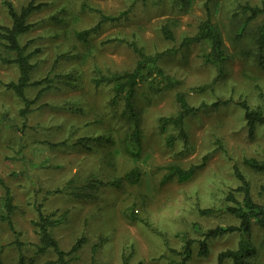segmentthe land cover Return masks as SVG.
<instances>
[{
	"label": "rangeland",
	"instance_id": "obj_1",
	"mask_svg": "<svg viewBox=\"0 0 264 264\" xmlns=\"http://www.w3.org/2000/svg\"><path fill=\"white\" fill-rule=\"evenodd\" d=\"M10 1L20 8L29 0ZM36 2L45 5L29 17L34 25L21 37V43L32 39L29 49H38L31 59V81L46 76L53 81L25 120L18 113L21 101L0 84V178L12 195L11 218L18 238L27 244L18 249L14 233L0 221V264H17L19 253L25 264L55 259L51 252L35 253L37 236L31 221L37 218L39 207L44 214H66L65 221L52 228L62 249L69 250L76 239L85 237L69 264H122L123 256L128 264H181V255L171 250L181 252L186 238L195 242L185 264H216L218 253L236 247L239 235L209 240L206 256L197 254L196 240L207 229L237 224L225 211L227 193L239 184L234 165L249 181L254 199L263 201L259 190L264 187V171L250 169L243 160L264 157V129L258 126L250 137L242 111L234 104L207 109L186 118L188 148L183 150L176 130L167 127L162 131L158 119L176 114L177 92H183L191 105L229 96L243 98L251 106L263 104L264 67L258 64L256 41L264 15L244 25L239 6L261 5L264 0H213L211 19L220 31L225 58L219 63L206 62L203 54L209 51V43L202 41L160 59L159 65L177 85L164 88L166 80L153 73L135 87L134 105L142 129L138 159L123 149L124 145L137 148L124 140L130 123L122 114L123 100L113 103L111 85L94 83L95 70L109 74L134 67V52L125 42L113 39L135 41L148 54L176 48L205 18L204 0ZM91 7L110 15L127 13L118 21L102 24L85 41L79 40L76 32L92 27L99 19ZM0 24H10L2 6ZM164 25L173 32L175 42L163 37ZM0 51L8 55L1 46ZM17 76L15 65L0 62L1 82ZM201 86L203 90L198 89ZM39 88L29 87L25 95L32 99ZM98 136L109 137L111 143L92 140L71 145L77 139ZM61 140L69 146L49 148L45 143ZM203 156L204 165L189 180L159 184L162 167H186L199 163ZM135 166L143 174L138 183H123L120 188L107 184ZM92 180L100 183L83 188ZM73 187L82 195L71 193ZM235 196L241 200L239 193ZM3 200L0 185V213L4 212ZM204 208L213 209V213L201 215L198 211ZM131 212L139 220L132 221ZM248 239L256 247L250 263L264 264L263 232L252 225Z\"/></svg>",
	"mask_w": 264,
	"mask_h": 264
},
{
	"label": "trees",
	"instance_id": "obj_2",
	"mask_svg": "<svg viewBox=\"0 0 264 264\" xmlns=\"http://www.w3.org/2000/svg\"><path fill=\"white\" fill-rule=\"evenodd\" d=\"M213 0H204L205 18L201 20L197 26L194 34L184 36L178 46L171 47L159 52L148 54L144 52L143 48L138 46L135 41H125L122 39H113L120 42H125L136 55L137 59L132 69L111 72L109 74H103L100 70H95V76L93 81L96 85L101 83L110 84L113 92L112 102L116 103L119 99L123 100V117L130 123V132L124 140H128L130 144H135L137 148L132 150L124 145L123 149L125 153L134 159H138L140 149L142 146V129L140 125V115L134 105V90L141 80L147 79L151 74L159 75L161 79L166 80L164 88H171L177 85L176 80H172L170 76L165 74L162 67L159 65V61L164 56L175 53L185 47L197 44L202 41L209 43V51L203 54L206 62L219 63L225 56V49L223 47V41L218 27L212 22L210 3ZM45 3L36 2V0H29L25 5L20 8H16L10 0H0V6H2L10 19L9 25L0 24V46L6 51L5 55L0 51V62L3 64H12L17 67L18 76L15 80L9 82H1L6 89L11 90L14 95L21 101L22 106L19 109V116L26 119V116L32 112L33 104L40 98L42 93L51 88L52 79L48 76L31 81L30 75L34 69V64L31 59L38 52L37 48L29 49L34 40H28L24 44L21 43V37L27 33L32 27L33 23L29 22V17L36 11H39ZM93 12L98 14V21L90 28L76 32V37L79 40L85 41L89 35L95 34L100 29L101 25L106 22H114L124 16L127 11H122L118 15H110L103 13L98 8H89ZM240 12L245 16L244 25L250 24L255 19L264 15V3L261 5H251L244 3L239 6ZM161 32L163 37L169 42H175L173 32L167 25L162 26ZM258 37L256 44L259 46L258 64L260 67H264V22L260 25L258 30ZM110 40V41H113ZM40 86L34 98L30 99L25 95L26 90L29 87ZM158 89H160L158 87ZM203 90L204 87L198 88ZM175 101L178 106L176 114L172 116H160L158 119L159 127L164 131L167 127H172L177 132V138L182 141L183 150L188 148V135L185 130V120L189 116L197 115L199 112L207 109H217L230 104L236 105L243 114L247 131L250 137L255 133L258 126H262L264 129V102L262 105L251 106L245 99L238 98L233 100L231 96L228 98H216L211 102L201 101L197 105H191L187 101L183 92H177L175 94ZM23 123V128L25 127ZM101 141L110 142L109 137L98 136L96 138H82L77 139L72 146L79 145L82 141ZM173 137L167 140V145H171ZM49 148H62L68 147L69 144L66 140L56 142H45ZM125 144L124 142H122ZM206 160V156H203L199 163H192L186 167H182L179 164H168L162 169V174L159 184L164 185L170 181L184 182L189 180L195 172L201 168ZM243 163L250 169L263 172L264 171V157L261 160L255 158H245ZM233 173L239 184L236 188L229 191L226 195V201L228 205L225 207V211L234 216L237 219V224L227 226H216L214 228L207 229L201 233V237L196 240L198 244L197 254L199 256H206L209 252L208 242L211 239L222 237L227 234H238L239 239L236 247L228 248L218 253L216 264H222L224 260H229L231 264H251L249 259L256 255V247L250 242L248 236L251 232L252 225H256L258 229L263 232L264 238V199L262 202H257L251 192V186L246 176L240 171L237 165L233 166ZM141 168L135 166L123 175L115 177L108 181L107 184L115 188H120L123 183L136 184L142 178ZM99 181L92 180L85 187H91ZM0 185L4 189V212L0 213V221L6 222L9 229L14 233L15 239L13 243L18 249H21L23 245H27L21 242L18 238L19 232L14 228V224L11 215L14 211V205L12 195L9 187L4 184L0 178ZM77 187H73L71 193L81 196L82 193L76 192ZM63 189H56L55 192H62ZM235 192L241 195V200H238L235 196ZM259 195L264 198V187L259 190ZM201 215H209L213 213V209L204 208L198 211ZM65 213L57 215L56 212L51 214H44L40 207L38 208V215L35 220L31 221L34 227L35 234L37 236V244L35 248L36 254H45L51 252L55 255V259L52 261H46L45 264H69V260L75 258V253L82 247L85 241L84 236H80L71 245L69 250H64L59 246L58 241L52 234V228L65 221ZM129 218L132 221L139 220L136 215L131 212ZM195 242L193 239L186 238L181 252H176L181 255V264L191 257V245ZM32 260V259H30ZM17 264H25V259L21 253H19V259ZM122 264H128V259L123 256Z\"/></svg>",
	"mask_w": 264,
	"mask_h": 264
}]
</instances>
